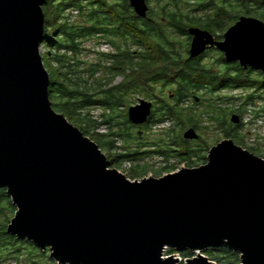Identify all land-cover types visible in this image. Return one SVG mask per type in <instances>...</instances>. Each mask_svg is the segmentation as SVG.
Here are the masks:
<instances>
[{
	"label": "water",
	"instance_id": "water-1",
	"mask_svg": "<svg viewBox=\"0 0 264 264\" xmlns=\"http://www.w3.org/2000/svg\"><path fill=\"white\" fill-rule=\"evenodd\" d=\"M47 0H0V189L17 212L7 234L50 251L57 264H217L203 252L226 248L241 264H264V160L224 140L208 163L131 181L49 99L41 49ZM264 4V0H259ZM147 18V0H129ZM190 60L215 47L230 62L264 74V22L242 17L216 42L200 29ZM153 104L127 111L146 124ZM238 124L237 115L231 117ZM183 140L200 139L193 128ZM110 169V170H108Z\"/></svg>",
	"mask_w": 264,
	"mask_h": 264
},
{
	"label": "trees",
	"instance_id": "trees-1",
	"mask_svg": "<svg viewBox=\"0 0 264 264\" xmlns=\"http://www.w3.org/2000/svg\"><path fill=\"white\" fill-rule=\"evenodd\" d=\"M147 2L149 11L144 19L137 16L129 0L46 1L40 49L50 79L53 109L100 150L108 152L114 168L133 163L127 176L131 181L148 177L154 166L147 160L154 155L165 159L159 163L162 175H169L180 165L200 167L196 157L206 154L209 145L201 138L191 143L183 140L182 134L189 128L207 131L213 127L225 139L264 160L256 150L244 147L241 129L231 122L233 115L243 118L246 107L263 100L255 96L264 90V82L258 78L262 74L227 62L216 48L198 59H189L191 29L221 40L242 17L264 22V4L259 0ZM91 41H104L114 51L104 54L87 49L86 43ZM205 58L208 63L203 62ZM118 78L122 81L114 84ZM227 91L245 93L236 96L227 95ZM140 100L154 105L150 127L143 129V137L127 117L128 109ZM94 110H100L99 118L93 116ZM262 114L264 109L255 119ZM167 122L172 128L146 140L153 127ZM101 127H106L107 133H100ZM193 149L197 152L190 155ZM173 154L179 156L173 159ZM204 160L208 163L206 155ZM16 211L7 190L0 189V260L19 261L26 251L30 264H57L50 259L49 250L39 251L32 243L7 234ZM168 253L176 252L169 249ZM204 253L218 264H241L239 255L226 248ZM182 256L191 259L195 254L184 252Z\"/></svg>",
	"mask_w": 264,
	"mask_h": 264
},
{
	"label": "rangeland",
	"instance_id": "rangeland-1",
	"mask_svg": "<svg viewBox=\"0 0 264 264\" xmlns=\"http://www.w3.org/2000/svg\"><path fill=\"white\" fill-rule=\"evenodd\" d=\"M147 4H148V2H147ZM86 47H87V49H90V50L94 49V51H96L97 53L108 54V52L114 51L113 48L109 44H106L104 41H100V42L91 41V42L86 43ZM94 58L95 57L93 55L90 56L91 60H94ZM207 59L208 58H205L203 60V62L208 63ZM121 81H122V79L118 78L114 84H119ZM225 93L227 95L231 94V95L237 96V95H243L245 92H242V91L229 92V91H227ZM255 96L256 97L262 96L263 100L257 101L255 106L250 105V106L246 107L247 110H246V112L242 118L243 124L241 123L242 124L241 134H242V137L244 138L243 139L244 140V147L246 149L256 150L260 156H264V115L263 114L259 115V117L257 119H255V115H257L259 112H262V110L264 109V90L263 89L258 90L256 92ZM92 114L95 118H99L101 112H100V110H94L92 112ZM149 127H150V125H149ZM170 128H172V124L170 122H167L164 125H161L159 127H153V130L149 131V133H147L148 136H147L146 140L149 141V140L153 139L157 134H160L162 131H167ZM98 131L100 133H107V128L101 127ZM135 131H137V130H135ZM197 133L199 134L200 138L203 141H206L208 143L209 150L212 147L216 146L217 144L221 143L222 141L226 140L223 133L215 130L213 127H211L207 131H197ZM141 143H145V142H141ZM102 153L107 158V160L109 162L110 161V159L108 158L109 153L104 152V151H102ZM147 162L153 164L152 166H154V169L151 172L149 171L147 179H149V178H162L165 175H167V174H164V175L159 174V172L161 171V167H162L161 165H159V163L161 162L160 157H157L155 155L150 156V159H148ZM131 164H132V166H134L133 163H131ZM182 167L183 166H181V165L179 166V168H182ZM110 169L117 170L120 174L124 175L126 178L129 174V171L125 170L122 166L120 168H114L113 165H110ZM110 169H108V170H110ZM185 169H187V168L185 167ZM39 251H41V250H39ZM46 251H48V250H46ZM23 253H24V256L21 257L19 261L18 260H10V259L9 260H0V264H30V262H29L30 260L28 259L27 255H26V251H24ZM201 254L206 256L204 252ZM237 255H239V254H237ZM239 260H240V256H239ZM180 264H182V263H180Z\"/></svg>",
	"mask_w": 264,
	"mask_h": 264
},
{
	"label": "flooded vegetation",
	"instance_id": "flooded-vegetation-1",
	"mask_svg": "<svg viewBox=\"0 0 264 264\" xmlns=\"http://www.w3.org/2000/svg\"><path fill=\"white\" fill-rule=\"evenodd\" d=\"M149 7V6H148ZM210 34V33H209ZM210 35H212V34H210ZM213 36V35H212ZM213 38H214V40L216 41V42H223L224 41V37L221 39V40H218L216 37H214L213 36ZM192 40H193V38H192ZM212 49H215V47H212V48H208L207 50H206V52H208L209 50H212ZM217 50V49H216ZM205 52V53H206ZM204 53V54H205ZM218 53L219 54H221V55H223V57H224V59H225V55L223 54V53H221L219 50H218ZM202 56V55H201ZM200 56V57H201ZM189 57H190V55H189ZM200 57H198V58H200ZM198 58H196V59H198ZM193 60H195V59H193ZM226 60V59H225ZM227 61V60H226ZM228 62V61H227ZM230 63V62H229ZM233 63H238V62H233ZM239 64V63H238ZM245 70H247V71H250V72H253V73H256V74H262V77H258L259 78V80L260 81H262V82H264V74L261 72V71H258V70H253V69H250V68H248V69H245ZM153 104V103H152ZM154 111V105H153V109H152V112ZM239 118H240V122L238 123V124H233L232 126H236V127H239V129H241V127H242V124H243V120H242V117H240L239 115H237ZM242 123V124H241ZM150 125V118H149V120H148V122L146 123V124H144V125H142V126H135L136 127V132H137V134L139 135V137H143V129L146 127V126H149ZM190 129V128H189ZM189 129H187V130H189ZM186 130V131H187ZM185 132V131H184ZM183 135V134H182ZM226 140H230V139H226ZM188 142V141H187ZM191 142H194V141H191ZM190 142V143H191ZM238 143L240 144V142L238 141ZM210 151V150H209ZM209 151L205 154V153H198V154H200L199 155V157H196V161H198V163H196V165H200V167L201 166H203V165H205L204 163H206L205 162V155H206V157H207V159H208V155H209ZM197 152V149H193L191 152H190V155H195V153ZM179 155L178 154H176V155H172V158L173 159H175V158H177ZM162 161H165V159L164 158H161V162ZM207 164V163H206ZM186 167V166H185Z\"/></svg>",
	"mask_w": 264,
	"mask_h": 264
},
{
	"label": "built area",
	"instance_id": "built-area-1",
	"mask_svg": "<svg viewBox=\"0 0 264 264\" xmlns=\"http://www.w3.org/2000/svg\"><path fill=\"white\" fill-rule=\"evenodd\" d=\"M108 53H111V52H108ZM122 167L125 169V170H128V171H130L131 169H132V164L130 163V162H125V163H123V165H122ZM182 169H185V167L183 166L182 168H179V167H177L172 173H170V174H173V173H176V172H179V171H181ZM169 250V249H168ZM168 250H166L165 252H164V254H163V258L164 259H167V258H169V257H174V258H176L178 261H179V264L180 263H182V264H185L188 260H190L189 258H184L183 256H182V254H178V253H175V254H169L168 253ZM195 257V256H194ZM193 257V258H194ZM184 258V259H183ZM193 258H191V259H193Z\"/></svg>",
	"mask_w": 264,
	"mask_h": 264
}]
</instances>
